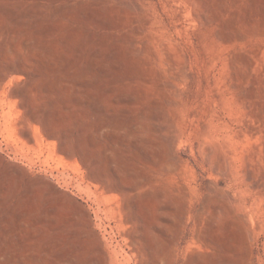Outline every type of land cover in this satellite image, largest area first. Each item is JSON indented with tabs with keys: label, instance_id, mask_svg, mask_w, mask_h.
<instances>
[{
	"label": "rangeland",
	"instance_id": "rangeland-1",
	"mask_svg": "<svg viewBox=\"0 0 264 264\" xmlns=\"http://www.w3.org/2000/svg\"><path fill=\"white\" fill-rule=\"evenodd\" d=\"M0 264H264V0H0Z\"/></svg>",
	"mask_w": 264,
	"mask_h": 264
}]
</instances>
